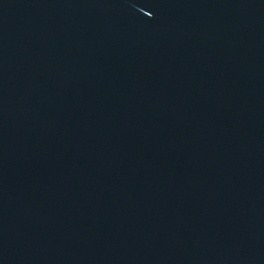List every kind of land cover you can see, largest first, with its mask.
<instances>
[{
    "label": "water",
    "instance_id": "95a60500",
    "mask_svg": "<svg viewBox=\"0 0 264 264\" xmlns=\"http://www.w3.org/2000/svg\"><path fill=\"white\" fill-rule=\"evenodd\" d=\"M0 264H264V0H0Z\"/></svg>",
    "mask_w": 264,
    "mask_h": 264
}]
</instances>
